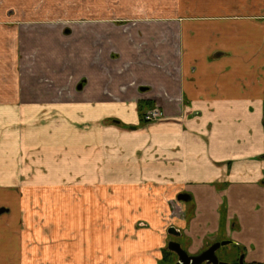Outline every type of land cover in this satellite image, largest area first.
<instances>
[{"label":"crops","instance_id":"crops-1","mask_svg":"<svg viewBox=\"0 0 264 264\" xmlns=\"http://www.w3.org/2000/svg\"><path fill=\"white\" fill-rule=\"evenodd\" d=\"M168 226L264 264V0H0V264H159Z\"/></svg>","mask_w":264,"mask_h":264},{"label":"rangeland","instance_id":"rangeland-1","mask_svg":"<svg viewBox=\"0 0 264 264\" xmlns=\"http://www.w3.org/2000/svg\"><path fill=\"white\" fill-rule=\"evenodd\" d=\"M224 210H225V207L221 208L220 211H224ZM102 215H103V218H102L101 223L98 224V225H95V226L92 225V228H93L92 232L96 231V232H100L101 233V229L104 230L105 227H108V225L104 224L103 222L107 221V222L110 223V217L108 215H106V214H102ZM97 216H99V215H97ZM223 216H224V214H222V217ZM187 235L189 236L187 231L183 230L182 231V235L180 233V236H177L176 240L179 242L181 247L184 248L190 254L191 251H190V248L188 247V243L186 241V236ZM223 236H224L223 235V231L219 230L217 235H216L217 241L228 240V239H224ZM169 239H170V236L167 237L166 242H165V256L162 257V255L160 254V258H159V261H158L159 264H174V260H175L174 254L168 255V257H169L168 258L167 257V253H166V251H167L166 244L169 241ZM211 240H208L209 244H211L213 242H216V241L211 242ZM68 242H69L68 246H69V248L71 250L79 249L78 240L73 239L71 237H70V240H64L63 242H56V243H57L58 247L64 246V248L69 249L68 246H67ZM91 242H92V244H90ZM85 245H86V247H88L86 249H90V251L92 252V257L91 258L87 256V261H90V262H93L95 259L99 258V257L97 258V256H95L94 252L100 254L101 258H102V255H105V254L108 255L109 252H110V255L113 257L112 262L110 260H108V259L105 260V257H103V260H105V262L103 261L102 264H114V262H118L121 258L117 257V255L121 251H133V250H138V249H144V247H145V246H142L140 248H133V245H132L131 242H125V241H123V242L115 241L114 244L113 245L111 244V247H108V248H106V244L102 243V241H101V243L98 242V241L97 242H95V241H87V243H85ZM205 248H206V246H205ZM120 249H122V250L120 251ZM144 250H147V249H144ZM229 250L232 251L230 253V255L224 254L225 251H229ZM115 251H118V252L115 253ZM202 251H203V249L201 251H199L198 254L200 252H202ZM233 251H236V248H232L230 244H227V245L220 246L216 250L215 254L221 261H226L227 263H230L231 260L233 259L234 255H235ZM190 255H194V254H190ZM171 258H172V260H170ZM151 259H152L151 257L145 256L144 254L140 257V260H142V262H143L142 264H149V260H151ZM116 264H121V263H116ZM202 264H205V263H202Z\"/></svg>","mask_w":264,"mask_h":264},{"label":"water","instance_id":"water-1","mask_svg":"<svg viewBox=\"0 0 264 264\" xmlns=\"http://www.w3.org/2000/svg\"><path fill=\"white\" fill-rule=\"evenodd\" d=\"M177 198L185 200L188 198V196L185 194H180ZM229 243V240L214 242L201 253L195 256L189 255L186 250H184L176 241H169L167 243V249L176 253L178 257L176 264H201L202 262H205L206 264H227L226 262L218 260L217 256L215 255V251L220 246ZM239 264H242L241 257L239 258Z\"/></svg>","mask_w":264,"mask_h":264},{"label":"flooded vegetation","instance_id":"flooded-vegetation-1","mask_svg":"<svg viewBox=\"0 0 264 264\" xmlns=\"http://www.w3.org/2000/svg\"><path fill=\"white\" fill-rule=\"evenodd\" d=\"M180 195V194H179ZM189 197V196H188ZM168 236H170V239H169V241H176V242H178L177 240H176V237L177 236H179V233L174 229V227H172V226H168L167 227V230H166V237H168ZM168 241V242H169ZM223 241V240H222ZM230 241V240H229ZM167 242V243H168ZM216 242H219V241H216ZM179 243V242H178ZM214 243V242H213ZM230 243H231V241H230ZM229 243V244H230ZM212 244V243H211ZM211 244H208L207 246H206V248L208 247V246H210ZM227 245V244H226ZM181 246V245H180ZM166 248H167V244H166ZM205 248V249H206ZM184 249V248H183ZM205 249H203V250H205ZM185 250V249H184ZM169 253H168V252ZM167 251H166V253H167V257H168V255H170V254H174V256H175V260H174V264H176V262H177V260H178V257H177V255H176V253L175 252H173V251H170V250H168L167 249ZM187 252V251H186ZM216 252V251H215ZM232 251L231 250H229V251H225L224 252V254H226V255H230V253H231ZM188 253V252H187ZM201 253V252H200ZM189 254V253H188ZM190 255V254H189ZM195 255H198V253H196V254H194V255H192V256H195ZM216 255V254H215ZM240 255V256H239ZM164 256H165V248H164ZM241 257V261H242V253H240V250H238L237 248H236V251H235V255H234V257H233V259H232V261L234 262L235 261V263H238L239 264V258ZM169 258V257H168ZM218 258V257H217ZM170 260H172V258L170 259ZM218 260L219 261H221L219 258H218ZM223 262H226V261H223ZM202 263H205V262H202ZM201 263V264H202ZM227 263V262H226ZM206 264V263H205ZM228 264V263H227ZM243 264V263H242Z\"/></svg>","mask_w":264,"mask_h":264},{"label":"built area","instance_id":"built-area-1","mask_svg":"<svg viewBox=\"0 0 264 264\" xmlns=\"http://www.w3.org/2000/svg\"><path fill=\"white\" fill-rule=\"evenodd\" d=\"M163 117L161 110L157 107L149 109L143 115V119L145 122H154L160 120Z\"/></svg>","mask_w":264,"mask_h":264},{"label":"trees","instance_id":"trees-1","mask_svg":"<svg viewBox=\"0 0 264 264\" xmlns=\"http://www.w3.org/2000/svg\"><path fill=\"white\" fill-rule=\"evenodd\" d=\"M168 252V251H167ZM169 253V252H168ZM235 262V261H234Z\"/></svg>","mask_w":264,"mask_h":264}]
</instances>
